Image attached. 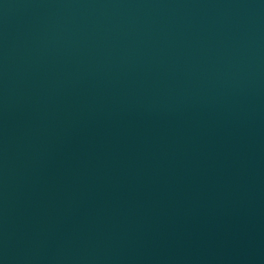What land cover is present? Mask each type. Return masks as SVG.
Returning a JSON list of instances; mask_svg holds the SVG:
<instances>
[{
    "label": "water",
    "instance_id": "1",
    "mask_svg": "<svg viewBox=\"0 0 264 264\" xmlns=\"http://www.w3.org/2000/svg\"><path fill=\"white\" fill-rule=\"evenodd\" d=\"M0 264H264V0H0Z\"/></svg>",
    "mask_w": 264,
    "mask_h": 264
}]
</instances>
